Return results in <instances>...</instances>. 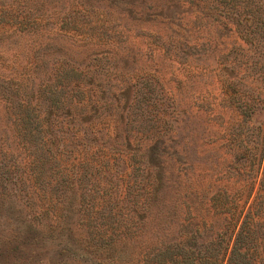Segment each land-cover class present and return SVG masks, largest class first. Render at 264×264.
Instances as JSON below:
<instances>
[{
    "label": "rangeland",
    "instance_id": "rangeland-1",
    "mask_svg": "<svg viewBox=\"0 0 264 264\" xmlns=\"http://www.w3.org/2000/svg\"><path fill=\"white\" fill-rule=\"evenodd\" d=\"M216 4L0 0V213L35 217L49 235L37 251L59 264H109L108 244L119 264H154L156 224L132 223V209L148 207L164 237L194 248L229 236L210 197L233 182L224 162L257 190L264 108L244 121L235 104L264 107V91L260 72L239 100L222 89L220 67L236 54L232 38L222 60L214 50Z\"/></svg>",
    "mask_w": 264,
    "mask_h": 264
},
{
    "label": "trees",
    "instance_id": "trees-1",
    "mask_svg": "<svg viewBox=\"0 0 264 264\" xmlns=\"http://www.w3.org/2000/svg\"><path fill=\"white\" fill-rule=\"evenodd\" d=\"M199 12L200 14L204 13V11ZM211 14L215 35L214 50L218 58L222 60L224 57L226 38L233 39L234 50L231 52L236 54L234 66L232 64L230 68L220 67V74L228 77V80L227 78L220 79L222 89L226 90L227 95L239 100L243 94L242 87L247 83L253 86L256 80L255 73L260 72L264 91V0H217L214 12ZM241 42L248 46L247 50H244L248 52L246 55L247 68L249 67L252 72L248 78L241 75L240 69L242 68H239L238 63L239 55L243 53L240 49ZM252 86L251 91L254 92L255 89ZM261 99L264 101V94ZM235 106L240 109L244 121L252 120L253 115L259 109L264 108L263 105L257 106L243 101L238 104L236 101ZM218 122L220 128L223 129L224 121ZM238 132L239 130L235 135ZM258 168L261 178L259 186L255 190L254 186L247 181L248 176L241 166L224 162L223 170L230 173L227 175V180L231 181L232 179L233 182L231 186L217 185L210 201L215 212L221 216L220 218L228 220L231 232L229 236L224 231L219 233L216 241L210 240L213 246L202 244L201 247L194 248L182 241L178 242L173 237H164L162 227L159 226L160 223L152 220L154 217L150 215L151 212L149 213L150 207L145 208L144 215H140L136 209H132L133 217L136 220L132 223L135 226L143 228L142 230L151 223L157 226L156 238L152 241L151 246L152 257L150 259L153 263L163 264L167 261L171 264H254L255 261H258L260 264H264V225L259 222V218H264V151ZM153 195H156V189H154ZM195 195L191 192L187 195V201L191 205L195 202ZM33 219L35 217L30 220L26 216L22 218L20 215L0 213V227H3L2 230L8 231L7 233L0 232V243L4 242L7 246L3 252V258L0 259V264L1 262L13 264L14 260H19L22 264H59L58 258L54 256L55 252L46 256L41 251H37V246L49 235L44 232L43 228H39ZM27 225L31 228H28ZM193 226L200 229L199 237H206L204 227L197 224ZM103 247L104 252L109 253L107 256L110 260L109 264H119L117 262L119 254L115 256L113 252L110 253L112 245L106 244ZM91 249L92 245L88 246L85 249V254L94 255V251ZM81 262V264H95L87 262L86 259Z\"/></svg>",
    "mask_w": 264,
    "mask_h": 264
}]
</instances>
